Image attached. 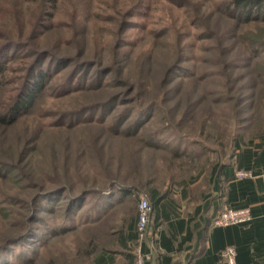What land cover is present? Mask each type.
Masks as SVG:
<instances>
[{
	"label": "rangeland",
	"instance_id": "rangeland-1",
	"mask_svg": "<svg viewBox=\"0 0 264 264\" xmlns=\"http://www.w3.org/2000/svg\"><path fill=\"white\" fill-rule=\"evenodd\" d=\"M229 1L54 0L39 24L37 0H0V45L18 42L2 54L8 82L0 101L14 94L21 68L35 56L58 55L38 67L47 73L45 86L7 127L9 156L0 152L1 160L18 165L0 167V238L18 233L15 224L28 218V207L40 215L26 243L0 252L5 264L71 260L88 235L82 227L105 215L98 204L109 213L117 205L87 194L75 206L76 229L57 232L61 211L54 207H64L66 198L42 200V192L65 182L74 192L98 189L107 179L116 182L114 189L139 185L95 228L103 230L118 226L139 195L148 199L147 180L164 189L227 159L239 127L248 123L256 68L264 63V8L234 21ZM252 41L257 56L247 52ZM118 128L140 134L120 138ZM175 149L183 152L179 158Z\"/></svg>",
	"mask_w": 264,
	"mask_h": 264
},
{
	"label": "crops",
	"instance_id": "crops-1",
	"mask_svg": "<svg viewBox=\"0 0 264 264\" xmlns=\"http://www.w3.org/2000/svg\"><path fill=\"white\" fill-rule=\"evenodd\" d=\"M238 169L251 176L238 178ZM249 207L247 223L213 224L223 207ZM136 211L125 230L127 242L136 241ZM233 246L236 264H264V131L235 141L231 163L175 181L157 204L142 242L151 258L145 264H227L219 255ZM133 264L125 250H101L94 264Z\"/></svg>",
	"mask_w": 264,
	"mask_h": 264
},
{
	"label": "trees",
	"instance_id": "trees-1",
	"mask_svg": "<svg viewBox=\"0 0 264 264\" xmlns=\"http://www.w3.org/2000/svg\"><path fill=\"white\" fill-rule=\"evenodd\" d=\"M53 2L54 0H37L38 5L40 6L39 7L40 10L37 17L39 24H42L41 21L46 15L47 11L45 10V6L47 4H52ZM226 6L229 10H231L230 13L231 15L229 16L233 18L234 21H239V20L247 21L253 14L258 15L261 13V10L264 8V0H230ZM34 34L37 35V33L35 32ZM251 39H256V38L254 37ZM17 44L18 42L14 41L13 39H10L3 45H0V88L3 84L8 82L6 79V75H4L8 68H7V64L1 61L2 54L6 49L17 46ZM256 44L257 43L255 41L254 42L252 41L249 44L250 45L249 49L247 50L248 53L254 56H257V50L255 49V47L254 48L252 47ZM18 46L20 48H25L22 45H18ZM33 54L35 55V53ZM52 56H58V55L49 50L42 51L40 55L34 57L35 59L34 61H30L23 68H21V71L23 70V73H22V81L20 85H17V87H15L14 94L8 95L3 101H0L1 154H5L6 156H9L7 154L6 148L3 147V143L5 142L4 139H5L6 129L7 127H10L17 122L20 114L29 111L33 107L35 101L38 99L40 93L42 92L45 86V78L47 75V73L44 72L42 68H38V67L42 65V63L44 62V60H46L47 57L51 58ZM261 64H262L261 69L260 67L258 69L256 68L257 71L255 73V78L257 79V81L256 84L253 85V89L256 87V92L253 94L254 99H252V104L250 106L252 107L251 113L246 118V121L248 122L247 125L243 124L242 126L239 127L242 129L233 138L232 150L229 156L226 157L227 159L217 158L209 168L203 167L204 168L203 170L209 172L217 166L226 163H231V160L233 159L235 153V141L238 138L252 137L264 131V63ZM138 114L139 113L137 112L135 116L137 117ZM124 120L125 119L122 118L120 123L122 124L123 122H125ZM115 134L118 135V137L120 138H131L130 136L133 137L139 136L140 130H136L135 132H130L129 130L125 131V130H120V128H118V130H115L114 135ZM142 134L143 137L146 138L145 133ZM25 142H27V139L25 140ZM147 144L149 146H154L152 141H149ZM22 150L24 151L22 152L20 151V156L25 157L28 149L23 148ZM182 154L183 152H181L179 149L178 150L175 149L173 151V155L175 158H179ZM16 164L17 163H14L12 159L6 161V160H1L0 158V167H4V168L7 167L9 170H17L18 165ZM201 168L202 167L200 166L199 169ZM181 170L183 171L182 174L186 172L183 169ZM187 176H189V174ZM187 176L181 175L178 177L179 178L178 180L187 178ZM174 182L175 181H173L172 184H169L166 188L163 189L162 187L153 185L150 179L146 181V185L149 184V186H147V197L152 208L150 216L152 213L156 212L158 202L168 194L169 189L174 184ZM115 185H117L116 182H114L112 179H107V182L103 183L101 187L98 189L83 188L74 192L72 186H70V183L65 182L62 185H60L59 188L47 192H42L40 195L37 196L39 199L42 200L47 198H52L59 194L64 195V198H66L67 202L64 205V207L61 205L54 207L57 212L61 211L59 213V221L55 226L57 232L74 231V229H76L74 224V219L76 217L75 206L80 200H82L85 196H87V194H95L96 196H99L102 200H106V201L108 200V202L110 200H116L115 204H117V205H112V207L110 208L111 211L109 213L107 212L108 209L103 210L104 203L103 202L99 203L98 210H100L102 213L105 212V215L103 217L101 215L95 217L94 218L95 221L88 223L84 225V227H82V229H88L89 232L86 238L82 240V247L75 249L74 254L72 255V259L71 260L66 259L64 261H61L60 263L58 258L57 259L51 258L48 264H71L72 262H78L79 264H94L93 258L95 254L101 250H109V251L125 250L126 255L129 257V260H133V264H135V255L133 251V246L127 242L125 230L129 223L130 218L133 217L135 211L137 210V205L136 207L135 205L132 206L131 210L129 209L130 211H128L125 217H122V219L118 223V226H116L115 224L108 223L109 225L106 224L105 225L106 228L103 230L95 229L96 226L102 224V222L105 221L106 218H108L110 215H112V213L120 209V207H118L119 205L117 202L121 200L123 201L125 199L126 197L124 195L125 193L127 195V192H134L140 187L137 184H129V185L122 184L125 185V187H121L120 184H118L119 185L118 188L114 189ZM128 186L130 187L128 188ZM115 194H117V197L115 196ZM131 201H133V199L130 198V202ZM137 204H138V200H137ZM27 210H28V218L26 216V220L19 219L18 223L15 224V228L17 229L16 232L18 233L16 234L12 233L13 235L10 234L7 235L6 237L4 236L0 238L1 253H3V251L8 249L13 244H17L20 242L26 243L27 239L31 236V232L33 231V224L40 219V215L37 212L36 207H34V209L33 207H28ZM12 212H13L12 210H9V213ZM51 230H54V228H52ZM3 260L4 259H0V264H5ZM129 264H132L131 261L129 262Z\"/></svg>",
	"mask_w": 264,
	"mask_h": 264
},
{
	"label": "built area",
	"instance_id": "built-area-1",
	"mask_svg": "<svg viewBox=\"0 0 264 264\" xmlns=\"http://www.w3.org/2000/svg\"><path fill=\"white\" fill-rule=\"evenodd\" d=\"M234 175L238 178L249 177L251 176V172L249 170L238 169ZM151 210L149 200L139 195L135 223L136 241L133 245L135 264H145L151 258L149 252H143L142 250V242L149 234ZM250 219L251 212L249 207L232 208L225 206L213 217V224L216 226H226L236 223H247ZM219 255L227 264H236V250L233 246L222 248Z\"/></svg>",
	"mask_w": 264,
	"mask_h": 264
}]
</instances>
